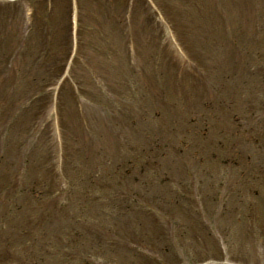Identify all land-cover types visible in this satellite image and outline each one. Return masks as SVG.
I'll use <instances>...</instances> for the list:
<instances>
[{
  "label": "rangeland",
  "instance_id": "1",
  "mask_svg": "<svg viewBox=\"0 0 264 264\" xmlns=\"http://www.w3.org/2000/svg\"><path fill=\"white\" fill-rule=\"evenodd\" d=\"M62 2L48 4L54 14L48 10L45 30L33 35L27 34L31 17L22 7L0 2V125L6 111L13 112L0 126V152L9 147L3 159L14 168L8 174L0 167V178L18 172L21 183L37 182L55 196L67 189L64 203L84 191L93 212L77 217V209L69 208L72 225H59V217H50L52 223L40 210L5 203L0 264H54L51 258L69 256L57 242L77 238L82 230L93 233L75 246L93 245L100 251L90 253L95 262L136 258L132 250L122 253L119 236L104 232L121 236L122 217L115 206L120 197L128 202L131 190L149 200L135 204V222L127 223L128 235L123 233L125 245L143 241L160 251L174 244L181 248V264L196 257L209 264H264V166L225 160L232 159L231 152L239 157L238 145L231 142L241 133L230 116L257 112L253 100L264 111V69L249 73L264 53V0H80L76 52L57 80L65 47ZM36 6L41 13L42 5ZM40 24L43 19H36L34 26ZM38 40L48 44L47 55ZM30 84L49 88L33 97ZM47 99L51 104L40 113L37 105ZM205 102L214 106L209 109ZM210 115L215 131L199 138L200 121L210 124L205 119ZM160 136L175 150L181 148V157L160 149ZM216 141L229 149L224 154L219 147L222 159L201 165L196 151L210 152ZM146 155L165 173L162 185L152 179L156 166L142 182L122 176L131 170L130 159L144 165ZM239 171L255 180L249 189L243 188L247 179ZM20 192L19 200L29 204ZM223 201L222 213L215 211ZM243 204L252 207L250 214ZM45 227L51 233L47 240L39 237ZM139 232H146L143 240ZM82 252L73 262H80Z\"/></svg>",
  "mask_w": 264,
  "mask_h": 264
}]
</instances>
